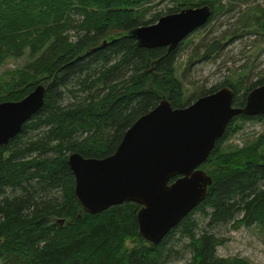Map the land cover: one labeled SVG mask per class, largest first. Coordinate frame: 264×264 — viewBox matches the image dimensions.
Instances as JSON below:
<instances>
[{
  "label": "trees",
  "instance_id": "trees-1",
  "mask_svg": "<svg viewBox=\"0 0 264 264\" xmlns=\"http://www.w3.org/2000/svg\"><path fill=\"white\" fill-rule=\"evenodd\" d=\"M154 1L0 0V65L27 49L31 58L10 84L1 85L0 102L20 101L37 85L46 86L43 107L0 145V264H163L178 231L190 239L193 256L186 264H250L220 258L224 240L210 229L264 226L263 138L249 148H225L243 129L240 122L263 121L264 114H240L229 122L201 165L213 179L207 197L159 244L140 233L141 205L125 202L90 214L77 199L71 153L112 155L127 130L163 97L182 108L220 88L186 102L177 73L183 42L172 51L145 48L128 34L183 8L209 5L213 16L223 6H216L218 0H174L168 13L146 20ZM260 18L264 31V12ZM218 46L216 41L204 55ZM243 81L229 78L222 85L234 90L236 107L264 85L260 79L241 95Z\"/></svg>",
  "mask_w": 264,
  "mask_h": 264
},
{
  "label": "water",
  "instance_id": "water-1",
  "mask_svg": "<svg viewBox=\"0 0 264 264\" xmlns=\"http://www.w3.org/2000/svg\"><path fill=\"white\" fill-rule=\"evenodd\" d=\"M211 17L209 5L187 7L128 35L140 47L172 51ZM45 93L46 86L39 84L20 101L0 102V145L8 144L43 107ZM234 96V90L224 86L182 108L163 97L127 130L112 155L96 158L71 153L68 163L82 207L99 214L125 202L137 203L142 237L159 244L207 197L213 179L201 165L229 122L240 114H264V85L248 93L243 107L234 106Z\"/></svg>",
  "mask_w": 264,
  "mask_h": 264
},
{
  "label": "rangeland",
  "instance_id": "rangeland-1",
  "mask_svg": "<svg viewBox=\"0 0 264 264\" xmlns=\"http://www.w3.org/2000/svg\"><path fill=\"white\" fill-rule=\"evenodd\" d=\"M174 2L155 0L145 16L146 20L159 13H168L175 6ZM216 6H223V9L214 11L208 23L187 37L179 49L177 73L183 83V98L186 102L195 100L203 92L215 87H224L222 85L229 78L236 83L244 76V81L238 84L241 95L245 92L244 86L264 78V31L260 30L264 0H218ZM216 41L219 42L217 50L205 56ZM30 61V51L27 49L22 57H11L0 65V94L3 93L1 85L10 84L15 72ZM240 124H243V129L229 139L225 145L226 150L249 148L262 138L264 141V120ZM261 151L264 152V143ZM195 218L198 222L202 219L201 214L197 213ZM200 226L206 227L205 222H201ZM210 230L224 240V244L218 247L217 255L220 258L240 257L250 264H264L263 225L233 228L227 224ZM171 246L172 254L163 264H186L191 260L193 252L190 239L181 231L176 233Z\"/></svg>",
  "mask_w": 264,
  "mask_h": 264
}]
</instances>
